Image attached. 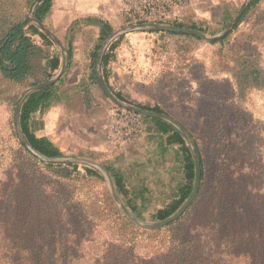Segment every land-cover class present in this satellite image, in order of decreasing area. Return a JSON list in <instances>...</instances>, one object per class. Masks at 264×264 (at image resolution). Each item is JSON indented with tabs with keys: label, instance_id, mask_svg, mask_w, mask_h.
<instances>
[{
	"label": "trees",
	"instance_id": "16d2710c",
	"mask_svg": "<svg viewBox=\"0 0 264 264\" xmlns=\"http://www.w3.org/2000/svg\"><path fill=\"white\" fill-rule=\"evenodd\" d=\"M32 1L28 0L27 5ZM257 1L252 0L232 31L214 43L224 41ZM51 3L52 0H41L33 17L43 23ZM5 6V0H0V104L11 100L6 96L10 82H29L34 86L42 82L39 76L50 79L60 65V52H51L54 48L51 39L27 15L21 18L6 14ZM155 24L186 28L178 20ZM187 28L197 30L192 25ZM112 31L106 24L100 27L97 43L89 55L94 84H97L94 66L98 52ZM112 45L101 61V75L109 90L103 68ZM71 56L68 49L67 59ZM251 64L245 57L236 62L238 70L234 77L241 97L248 87L262 88L264 84ZM55 87L53 84L27 95L19 112L24 139L34 151L48 158H61L63 154L46 137L35 136L31 117L50 106ZM113 96L131 106L121 96ZM136 108L160 114L154 108ZM258 119L219 126L212 122L205 128L204 132L210 136L207 145L210 156L216 155L214 165L206 169L195 141L201 173L197 195L177 220L160 230L133 226L107 196L101 198L99 211L91 196L76 198L74 188H19L26 173L44 171L70 179L72 174L61 168L68 166L76 172L77 165L42 162L13 133L6 141L0 138V157L4 153L9 157L1 168L5 178L0 181V264H264V117ZM142 120L162 124L159 128L164 134L172 132L183 153L184 181L177 188L176 197L155 212V219L162 221L177 212L190 196L195 166L191 149L180 132L155 118L142 117ZM82 167L83 178H102L96 169ZM105 168L118 194L128 197L124 177L113 168ZM129 204L134 213L135 206ZM99 215L111 218L105 224L108 238L102 241L98 238ZM95 245L100 250L90 252Z\"/></svg>",
	"mask_w": 264,
	"mask_h": 264
},
{
	"label": "crops",
	"instance_id": "0c3cea01",
	"mask_svg": "<svg viewBox=\"0 0 264 264\" xmlns=\"http://www.w3.org/2000/svg\"><path fill=\"white\" fill-rule=\"evenodd\" d=\"M245 1L193 0L187 8L175 11L171 20L177 19L186 27L185 29L192 25L197 29L194 31L201 32L206 36H214L228 26ZM251 1H248L244 11ZM262 1L258 0L245 18L254 12ZM121 5L122 0H52L50 12L42 23L58 40L60 36H64L65 46L62 45V47L66 52L69 49L72 56L70 60L67 59L64 73L54 83L56 84L54 99L47 109L32 115L31 128L35 136L46 137L60 151L61 141L58 138L60 133L56 132L54 126V121L60 117V110L52 106L56 98L58 99V85L68 83V86H73V89H77L76 91L81 94L83 93L81 90L87 87V82L94 87L91 70L86 76H83L82 71L78 72L77 63L91 64L90 57H79L81 61L75 57L73 49L81 48L83 43H75L74 35L85 30H94L98 37L100 27L105 24L113 31L116 30L115 28L119 27L122 20L120 17ZM148 32L150 31L126 33L118 36L121 37V40L117 37L109 43L105 52L113 45L108 51V62L103 68L107 85L111 89V86L116 82H122L125 79L129 82L132 81L128 88L136 92L134 94L153 99L150 103H130L131 106L154 108L160 114L178 122L193 136L191 137L194 143L198 142L205 161L204 149L210 152L207 146L210 136L204 132L205 128L211 126L212 122L219 126L224 123L252 121L255 119L254 113H251L248 108L252 101L242 102L236 79L231 68H228L230 58L226 55L228 48L224 43L225 40L208 43L197 37L184 36L186 34ZM71 36H73L72 39H70ZM96 43L97 40L92 45L86 43L84 45L93 51ZM153 51L157 54L153 55ZM218 52L221 55L225 54L221 58L224 61L223 64L219 63ZM147 79L154 80L147 81ZM82 80L87 81L81 85L79 82ZM95 85L102 91L98 82ZM116 95L122 96L121 91H117ZM35 115L42 117L41 119L44 121L41 129L37 127ZM192 116L199 124L195 131H193L195 128H191L186 122ZM158 120L171 125L164 120ZM144 125L145 129L141 137L126 149L110 150L106 147L103 138L96 142L93 149L95 153L107 154L111 161L107 166L121 174L126 184L129 176L134 177L127 168V157L140 153L149 156V160L152 161L151 167L157 172L154 175L159 178L158 184H168L167 196L171 195L172 188L176 192L179 180L184 178L183 153L180 145L175 141L172 132L165 134L161 132L159 127L162 124L144 121ZM186 144L188 145L187 142ZM138 186L135 184V188H139ZM140 195L141 191H135V189L130 192V197L133 199H139Z\"/></svg>",
	"mask_w": 264,
	"mask_h": 264
},
{
	"label": "rangeland",
	"instance_id": "374dc122",
	"mask_svg": "<svg viewBox=\"0 0 264 264\" xmlns=\"http://www.w3.org/2000/svg\"><path fill=\"white\" fill-rule=\"evenodd\" d=\"M5 2V13L21 18L24 15H27L28 8L31 4L30 3L29 6L27 5L28 0H5ZM124 26H126V24L123 20H121V24L115 29L117 30ZM96 38L97 32L94 30H85L81 33L75 34L73 41L75 43H83L81 48L73 49L75 57L88 58L92 49H87L84 44L86 43L88 45H92L94 42H96ZM59 40L61 45L65 46L64 36H60ZM224 43H226V48H228V53H226V55H228L230 58V60H228V68H231L233 75H235L238 70L236 62H239L241 58L245 57L251 61V67L256 68L259 71L261 78L264 79V0L261 2L258 8H256L254 12L250 13L244 19V21H242L241 24L225 39ZM55 51L60 52L54 44V48L51 50V52ZM155 54L157 53L153 51V55ZM223 56H225V54L221 55L220 52H218L217 58L221 64L224 62L221 60ZM79 60L81 61L80 58ZM76 65L79 69L78 72L82 71L83 76H86L91 70V65L88 63L82 64L81 62V64L77 63ZM38 78L42 82L46 81L42 76H39ZM150 80L154 79H147V81ZM86 81L82 80L79 82V84L82 85ZM108 83L111 84L110 81H108ZM87 84V87L81 90L83 92L82 94L79 91H76L77 89H73V86H68V83L58 85V99L56 98L54 105L52 106L60 110V117L54 121V126L56 128V132L60 133L58 138H60L61 141L60 146L63 157L88 158L105 167L111 162L107 154L95 153L93 148L96 146V142H98L100 138L102 139L100 130L103 123L105 122L108 111L113 107V104L106 98L104 93H102V91H100L95 84L94 87L91 86V83L87 82ZM131 84L132 81L129 82V80L125 79L122 82H116L113 86H111V91L109 89L108 90L111 92V94H116L117 91H121V98L131 104L138 102L150 103L152 101V97H141L134 94L136 92L128 88L131 86ZM28 87H31L29 82L9 83L10 89L6 96L11 98V100L0 104V138H2L4 141L8 139L11 133L16 136L13 122L14 108L20 92ZM250 101H252V104H250L248 108L251 110V113H254V120L263 118L264 84L262 88L248 87V89L244 91V94L242 95V102L246 103ZM34 118L37 119L36 123L38 129L39 127L41 129L44 123L43 119H41L42 117H37L35 115ZM186 122L189 126H191V128H195L193 131H195L197 129L196 126L199 125L194 116L190 117L188 120H186ZM204 151L206 155V169H209L214 165L213 159L216 157V155L210 156L208 150L204 149ZM262 153L264 160L263 149ZM149 158V156L142 153L129 155L127 157V168L129 172L134 175V177L129 176L127 184L125 183L128 197H122L117 191L116 192L120 203L135 219L151 224L159 222L155 219V212L158 209L165 207L173 198H175L176 192L175 189L172 188L171 195L167 196L169 192L168 184H158L159 178L154 175V173L157 172L151 167L152 161H150ZM8 161L9 157L7 153H4V155L0 157V181L5 178V176L1 175V168ZM76 165V172L72 171L71 167L68 166L61 168L62 171L72 174L70 179L56 177L53 176V174L46 173L44 171H40L36 174L26 173L20 179L21 185L19 188H74V196L76 198L83 200L87 196H91V198L95 200L94 205L96 208H99V211L101 210V198L107 196L121 216L131 223L120 212L114 200L112 199L107 183L103 176L101 175V179L83 178L84 168L82 167V164ZM183 181L184 178L179 180L178 187L183 183ZM135 184L136 186L139 185V188H135ZM134 189L135 191H141L139 199H133L130 197V192ZM128 198H130V201H128ZM129 203H131L132 206H135L134 213L130 211ZM110 220L111 218H108L107 216H98L97 222L99 225V241L108 238V231L105 229V224H107ZM132 225L135 226L134 224ZM137 228L146 230L140 227ZM138 234H140V231ZM96 250H100V247L97 245L93 246V248L90 249V252H95Z\"/></svg>",
	"mask_w": 264,
	"mask_h": 264
},
{
	"label": "water",
	"instance_id": "95a60500",
	"mask_svg": "<svg viewBox=\"0 0 264 264\" xmlns=\"http://www.w3.org/2000/svg\"><path fill=\"white\" fill-rule=\"evenodd\" d=\"M41 0H33L28 8V13H27V17L28 19L31 21L32 24H34L35 26H37L41 31H43L50 39L51 41L58 47L60 53H61V65L59 70L57 71V73L50 79L41 82L39 84H36L34 86L28 87L26 89H24L23 91L20 92L19 97L16 101L15 104V108H14V116H13V122H14V131L15 134L18 138V140L20 141V143L36 158H38V160H41L43 162L46 163H63V164H82V165H86L89 167H93L95 169H97L101 175L103 176L104 180L107 183L108 186V190L111 194L112 199L114 200L115 204L117 205L118 209L120 210V212L135 226L140 227L142 229H146V230H159L163 227H165L167 224L177 220L185 211L186 209L190 206V204L193 202L194 198L197 195L199 186H200V162H199V155L194 143V140L192 139L191 135L189 134V132L187 130H185L178 122H176L175 120L162 115V114H156L153 112H149V111H144L141 109H138L136 107H132L129 106L119 100H117L112 94L111 92L108 90L107 86L105 85L102 75H101V61H102V57L103 54L107 48V46L109 45L110 42H112L114 39H116L118 36L126 34V33H130V32H147V31H157V32H172V33H179V34H186V35H190L193 37H197L200 38L208 43H212L214 41H217L221 38H223L224 36H226L234 27V25L237 23L238 19L240 18L242 12L244 11L247 3L249 0H246L244 2V4L242 5V7L240 8V10L238 11V13L234 16V18L232 19V21L228 24V26L219 34L214 35V36H206L205 34L198 32V31H194V30H190V29H185V28H177V27H173V26H167V25H162V24H138V25H128V26H124L121 27L117 30H114L104 41L103 45L101 46L97 59H96V65H95V73H96V78H97V82L98 85L100 87V89L102 90V92L104 93V95L106 96V98L113 104V106L121 108L123 110L135 113L141 117H149V118H155V119H161L164 120L168 123H170L178 132L181 133V135L183 136V138L186 140V142L188 143L191 152H192V156H193V161H194V166H195V183H194V188L190 194V196L188 197V199L183 203V205L177 210V212H175L173 215H171L170 217L156 222V223H144L141 222L137 219H135L126 209L125 207L120 203L119 199H118V195L117 192L115 190L112 178L110 176V174L108 173V171L106 170V168L99 164L98 162L88 159V158H80V157H75V158H71V157H61V158H48L45 156H42L40 154H38L36 151H34L31 146L26 142V140L24 139L21 130L19 128V112H20V108L22 105V102L24 101V99L26 98L27 95H29L30 93L40 90L42 88H45L47 86H51L54 83H56L59 78L62 76V74L65 71L66 68V64H67V52L66 50L62 47L60 41L56 38V36L50 32L41 22L37 21L34 17H33V11L35 6L40 2Z\"/></svg>",
	"mask_w": 264,
	"mask_h": 264
},
{
	"label": "built area",
	"instance_id": "2783aa9c",
	"mask_svg": "<svg viewBox=\"0 0 264 264\" xmlns=\"http://www.w3.org/2000/svg\"><path fill=\"white\" fill-rule=\"evenodd\" d=\"M192 2L193 0H122L120 17L126 26L155 24L171 20L175 11L187 8ZM144 129L141 116L113 106L108 111L100 133L108 149L121 150L137 141Z\"/></svg>",
	"mask_w": 264,
	"mask_h": 264
}]
</instances>
